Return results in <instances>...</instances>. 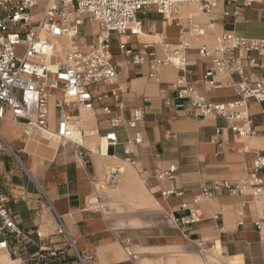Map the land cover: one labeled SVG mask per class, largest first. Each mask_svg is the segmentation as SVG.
I'll return each mask as SVG.
<instances>
[{
  "label": "crops",
  "instance_id": "0c3cea01",
  "mask_svg": "<svg viewBox=\"0 0 264 264\" xmlns=\"http://www.w3.org/2000/svg\"><path fill=\"white\" fill-rule=\"evenodd\" d=\"M239 3L236 12L232 5L217 9L216 32L264 38V0L251 6H243L241 0ZM188 4L191 3L183 5ZM183 5L179 7L182 19L189 14L182 13ZM222 11L229 14L223 16ZM155 14L148 18L145 11L140 17L139 35H112V60L119 63L118 74L113 83L95 88L106 97L93 102L90 114L83 113L85 127L97 132L89 137L74 135L83 145L82 156L72 144L61 146L41 137L28 139L22 122L0 120V135L5 142L0 144V197L21 232L10 236L0 232V240H6V247L0 250V264H43L39 251L49 248L64 249L65 264H78L66 249L65 235L57 233V216L75 238L77 248L93 255L86 264H133L125 257V246L133 253L147 254L163 249H193L198 255L209 253L216 259L209 264H264V196L252 198L248 193L222 188L200 201L198 222H173L174 217L188 212L181 204L189 205L201 184L234 183L247 177L253 159L264 150V102L250 100L247 104L255 131L250 137L233 132L221 118L196 117L188 105L177 107L179 100L172 85L184 72L165 65L159 70L158 81H153L147 78L146 63H129L118 49L123 42L139 53L161 54L153 37L177 42L179 26L167 25L158 18L161 15ZM193 16L201 24L206 22ZM90 32L95 35L94 29ZM82 39L90 41L83 33ZM192 43L193 47L200 43L212 45L214 35L209 31L205 38ZM187 58V80L196 84L202 95L215 102L237 98L229 84L216 90L204 87L202 78L209 61L200 57L195 48L187 52ZM168 97L172 99L170 104L165 103ZM54 99L48 123L52 130L57 122ZM104 106L109 107V113L103 112ZM133 108H142L143 117L130 127L127 120ZM114 117H119L120 122L111 127L109 120ZM217 128L220 131L215 133ZM108 132L115 133V145H107L103 138ZM136 132L141 133L139 144L133 142ZM125 149L130 153L126 154ZM127 159L133 166L126 165L117 188L107 193L98 188L99 205L90 207L87 200L93 193L94 180L104 174L103 164ZM170 165L176 166L173 178L153 176L155 171L166 170ZM167 189H178L182 194L165 195L163 191ZM113 199L118 206L129 205L132 210L119 213ZM156 212L165 215L169 224L157 227ZM36 230L41 232L40 236ZM142 258L148 260L147 264L160 262L156 256ZM194 258L197 257H165L163 262L186 264ZM141 259L138 264H144Z\"/></svg>",
  "mask_w": 264,
  "mask_h": 264
},
{
  "label": "built area",
  "instance_id": "2783aa9c",
  "mask_svg": "<svg viewBox=\"0 0 264 264\" xmlns=\"http://www.w3.org/2000/svg\"><path fill=\"white\" fill-rule=\"evenodd\" d=\"M240 0H0V120L8 118L24 124L23 132L28 139L37 137L57 140L63 146L72 144L79 156L83 155L82 143L71 136H93L97 130L85 127L83 113L92 111L93 102L105 98L96 92L98 85L113 83L118 74L119 63H114L111 52L112 35L130 33L139 35L140 17L147 8L153 9L170 25L179 26V39L171 47L156 36L155 43L161 54L155 51L139 53L125 43L118 44L119 51L127 62L148 66L147 78L158 81L162 66L172 65L184 72L178 75L172 85L177 107L188 105L196 117L213 116L228 123V127L243 136H253L247 104L250 100L264 102V38L243 37L231 31L216 32V13L222 5L240 6ZM263 0H241L243 6ZM192 3L206 16L204 24L193 15L180 16V5ZM40 8L36 12L37 8ZM227 11H222L227 16ZM86 19L97 23L98 33L89 42L82 39V26ZM214 35V43H200L193 47L192 40L203 39L208 32ZM63 44L57 49V45ZM195 48L197 54L209 61L202 78L207 90H216L231 85L237 98L231 101H210L201 94L196 84L189 83L185 74L188 65L187 52ZM52 63H56L51 69ZM57 109L55 129H49L51 99ZM172 99L165 98L170 104ZM109 113L108 106L102 108ZM142 108H133L127 125L134 127L142 120ZM120 122L119 117L109 120L111 127ZM220 131L219 128L215 133ZM46 135V137L44 136ZM43 136V137H42ZM103 138L107 145H115L114 132ZM133 142H141V133L136 132ZM0 144H5L0 135ZM90 151V149H89ZM126 154L130 150L125 149ZM132 161L115 162L107 165L100 179L93 182V193L88 197L90 207L99 205L97 189L99 184L114 187ZM176 166L153 173L157 179H171ZM248 193L252 198L264 196V150L256 156L247 177L234 183L223 182L201 184L199 192L191 202L182 203L187 213L174 217L175 224H193L200 219L199 203L219 189ZM165 195H181L178 189H167ZM0 197V232L5 236L20 234ZM241 215V211L238 212ZM57 233L66 237V249L74 252V259L80 264L92 259L90 253H83L76 246L75 238L66 230L57 216ZM37 236L41 235L38 230ZM69 246V247H68ZM6 247V240H0V250ZM199 250H202L199 248ZM126 257L132 261L135 254L124 247ZM38 257L43 264H65L64 249H41Z\"/></svg>",
  "mask_w": 264,
  "mask_h": 264
},
{
  "label": "rangeland",
  "instance_id": "374dc122",
  "mask_svg": "<svg viewBox=\"0 0 264 264\" xmlns=\"http://www.w3.org/2000/svg\"><path fill=\"white\" fill-rule=\"evenodd\" d=\"M184 7H185L184 10H182V13L183 14L184 13H189L191 15H194L195 13L193 14L190 11L191 9L194 8V9H197L196 12L198 13L197 15H195V17H197V19H199L201 17L203 19V21L206 20V16L198 9V6L197 5H195V4H193V5H184ZM39 10H40V8L38 7L36 9V12H38ZM146 11L148 12V18H152V17H154L156 15L155 12H154V10L151 9V8H147ZM199 11L201 12V14H200ZM158 18H160L162 20V17L161 16L160 17L158 16ZM93 26H94V28H93ZM93 29L95 31L94 34H97L98 31H99L98 30V27H97V23L94 22V21H92V20H90V19H86L84 25L82 26V33L84 34V36L86 37V39L88 41L93 38L92 33L90 32V30H93ZM175 43H176V41L174 42V44ZM192 44H194V43H192ZM62 45L63 44H61V47H60V44H59L58 47H57V49L60 50L62 48ZM50 140H52V139H50ZM52 141H54L55 144H59L57 140H52ZM103 166H104V168H103V172H104L106 170L107 165H105V163H104ZM103 172L101 173V175L103 174ZM117 184L114 187H107L105 185L99 184L98 187H100V192L107 193V192H110V191H114L117 188ZM115 201L116 200L113 199V203H116L115 204V208H116V210H118L119 213H122V210L124 212H126V211L127 212L129 211L130 212L132 210V208H133L132 206H129V205L128 206H124V205L123 206H118L117 205V202H115ZM154 223L156 224L157 227L164 226V225H168L169 224L167 217L165 215H162V214L158 213V212H156V214H155ZM121 224L124 225V222H122ZM68 249H69L70 255L74 259V252H73V250H71L70 247ZM143 251H146V250L144 249ZM147 251H151V250H147ZM211 253L214 254V251L212 250ZM134 254L136 255V257L134 259H132L133 264H138L139 261H140V259H141V256H144V255L145 256L146 255L147 256L150 255V256H153V257L156 256L157 257V260L160 261V262H157L156 264H164L163 260H165V257H167V258L168 257H171V258H179L181 256H183V257H189V258L190 257L192 258L193 256H195V257H197L201 261V263H200V261L197 258H194V259H192L191 261H189L186 264H209V263H212V262H215L216 261V259L213 256L209 255V253H205L204 256H202V255H198V253H196V251L193 250V249H191V250L187 249V250H184V251H181V252L174 251V250H171V249H167L165 251L163 249L161 251H154V253H148V254L147 253H134ZM141 261L144 264H147L148 263V260H146L145 258H142ZM78 264H80V263H78ZM149 264H151V262H149ZM166 264H180V263H175L173 261H167Z\"/></svg>",
  "mask_w": 264,
  "mask_h": 264
},
{
  "label": "bare ground",
  "instance_id": "6f19581e",
  "mask_svg": "<svg viewBox=\"0 0 264 264\" xmlns=\"http://www.w3.org/2000/svg\"><path fill=\"white\" fill-rule=\"evenodd\" d=\"M188 5H193L192 3L191 4H188ZM184 6V5H183ZM193 14L195 13V15H197L198 13L196 12L197 11V9H191L190 10ZM165 21V20H164ZM166 22V24L168 25L169 23L167 22V21H165ZM170 25V24H169ZM161 40V39H160ZM161 41H164V40H161ZM166 42V41H165ZM168 43V42H167ZM170 45H171V47H173L174 46V43H170ZM57 47H58V45H57ZM60 47H61V44H60ZM55 65H56V63H52V65H51V69H54L55 68ZM88 114H90V112H87V113H85V115L87 116ZM76 133H78V132H75V133H73L72 134V136H71V139L73 140V141H76L75 139H74V135L76 134ZM45 137H46V135H44ZM43 137V136H42ZM122 176V175H121ZM121 178V177H120ZM131 251V250H130ZM132 252V251H131ZM135 257H136V255H135Z\"/></svg>",
  "mask_w": 264,
  "mask_h": 264
}]
</instances>
